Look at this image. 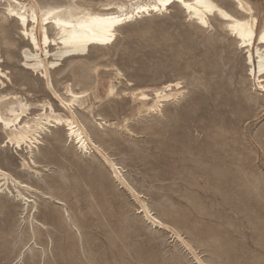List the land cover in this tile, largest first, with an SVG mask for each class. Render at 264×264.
I'll list each match as a JSON object with an SVG mask.
<instances>
[{
    "label": "rangeland",
    "instance_id": "obj_1",
    "mask_svg": "<svg viewBox=\"0 0 264 264\" xmlns=\"http://www.w3.org/2000/svg\"><path fill=\"white\" fill-rule=\"evenodd\" d=\"M216 1L235 10L232 0ZM247 1L260 30L264 0ZM4 7L0 66L8 79L0 77L7 86L0 91L29 102L49 97L61 109L40 73L20 70L22 52L31 48ZM209 23L197 26L176 5L123 26L113 46L90 50L89 59L52 75L62 95L66 84L81 90L84 76L97 81L88 68L119 71L116 95L93 114L77 115L100 153H82L55 128L37 149L15 150L0 130V169L27 185L8 183L0 193V264H264V90L248 76L246 52L222 21ZM73 66L84 70L72 73ZM170 82L181 83L182 95L162 116L139 114L133 93L151 99ZM141 202L171 232L148 224Z\"/></svg>",
    "mask_w": 264,
    "mask_h": 264
},
{
    "label": "bare ground",
    "instance_id": "obj_2",
    "mask_svg": "<svg viewBox=\"0 0 264 264\" xmlns=\"http://www.w3.org/2000/svg\"><path fill=\"white\" fill-rule=\"evenodd\" d=\"M49 1L54 0H41L43 4H39L36 0H0V6L6 7L4 16L15 23L26 40L23 41L24 44L31 48L22 49L23 60L20 70L25 74L40 73L48 90L58 100L62 109H59L49 97L42 101L29 102L14 92L0 91V130L6 137V146H11L15 150L22 151L24 148L31 152L37 149L41 145L42 134L48 128H55L57 131L64 129L67 138L82 153L89 154L94 151L100 153L99 146L92 141L78 121L77 115L84 118V113L93 114L103 98H112L116 95L119 71L115 68L107 70L97 66L88 68L85 74H94L97 81L90 84L85 76H82L83 81L76 84L82 86L81 90L66 84L62 95L52 85V75H56L64 64L69 65L73 60L89 59L90 50L113 46L117 33L123 26L145 16L162 15L176 5L201 28L210 27V18L220 19L237 47L246 52L248 76L256 78L257 87L264 90L262 84L264 40L260 39L264 36V21L261 29L258 30L259 19L255 9L247 0H232L234 11L226 9L216 0H201V2L171 0L167 5L161 3V0H64L54 4H49ZM138 9H147V11H138ZM8 52L13 53L12 48L8 49ZM71 70L72 73H75V70L81 73L84 69L81 66L77 68L73 66ZM0 77L8 79L1 66ZM98 80L104 82L101 84L104 85L103 94L98 89ZM8 81L11 82L10 79ZM0 86L5 89L7 87L1 78ZM180 95H182L181 83L170 82L154 90L151 99L142 90H138L133 93V100L139 102V114L162 116V109L167 104L173 103ZM97 126L103 128L109 125L98 123ZM104 161L116 181H121L127 192L134 199H139V195L123 181L120 168L108 158H104ZM22 168L31 169L26 163H23ZM230 182L231 186L235 183L233 180ZM8 183L27 189V185L19 183L0 169V193ZM17 193L22 202L26 205L30 203L22 194ZM140 210L144 220L152 227L171 232V228L157 219L143 202ZM198 263L201 264L199 260Z\"/></svg>",
    "mask_w": 264,
    "mask_h": 264
},
{
    "label": "snow or ice",
    "instance_id": "obj_3",
    "mask_svg": "<svg viewBox=\"0 0 264 264\" xmlns=\"http://www.w3.org/2000/svg\"><path fill=\"white\" fill-rule=\"evenodd\" d=\"M171 0H161V3L167 5L168 3H170ZM183 2V0H182ZM198 2H201V0H198ZM187 6V5H186ZM158 10V9H157ZM138 11H147V9H138ZM130 18V17H129ZM261 40H264V36L260 37Z\"/></svg>",
    "mask_w": 264,
    "mask_h": 264
}]
</instances>
